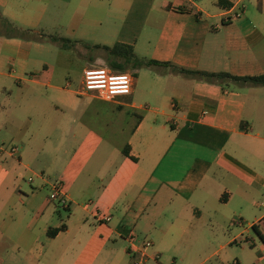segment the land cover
<instances>
[{
	"label": "crops",
	"instance_id": "0c3cea01",
	"mask_svg": "<svg viewBox=\"0 0 264 264\" xmlns=\"http://www.w3.org/2000/svg\"><path fill=\"white\" fill-rule=\"evenodd\" d=\"M237 1L0 0L37 35L0 37V146L18 147L0 160V264H133L132 237L152 243L145 264H242L226 253L247 244L264 264V86L181 71L264 74V0L226 21ZM65 13L87 47L151 62L127 71L131 95L57 76L46 53Z\"/></svg>",
	"mask_w": 264,
	"mask_h": 264
},
{
	"label": "rangeland",
	"instance_id": "374dc122",
	"mask_svg": "<svg viewBox=\"0 0 264 264\" xmlns=\"http://www.w3.org/2000/svg\"><path fill=\"white\" fill-rule=\"evenodd\" d=\"M257 4V2H253L251 0L245 1V5L248 7L249 10L256 9ZM63 17L64 18L62 22L58 24L60 26H53L51 34L67 41H62L57 45L49 44L52 50L46 53V58L52 65L56 66L58 77H60L62 80H64L66 77H71L76 83H78L80 81L83 69L87 63L86 59L88 57H92L94 55H100L102 57L101 60H97L98 63H94L93 65L108 66V64L105 60V52L103 50H96L93 48L92 45H89V47H87L88 44L77 41V34L75 33V30L76 28H78L79 19L72 20L69 14L66 13ZM139 59L144 61V58ZM137 68L139 67H134L130 65V67L126 71L134 73V69ZM255 239L259 243V240L256 235ZM226 254L230 259L233 258L234 255H239L238 257L241 258L242 264H252V262L255 261L258 257V251L255 250L254 247H251L250 244L245 245L244 250H237L236 247H234L233 250L227 251ZM208 264L220 263L218 258L215 257L212 262Z\"/></svg>",
	"mask_w": 264,
	"mask_h": 264
},
{
	"label": "built area",
	"instance_id": "2783aa9c",
	"mask_svg": "<svg viewBox=\"0 0 264 264\" xmlns=\"http://www.w3.org/2000/svg\"><path fill=\"white\" fill-rule=\"evenodd\" d=\"M246 5L237 1L232 7L224 11L226 21H235L243 17ZM134 76L127 72L114 71L106 65H90L83 71L80 93L93 95L104 101H114L120 97L129 96L133 90ZM18 147L0 146V160L6 155H16ZM54 198L64 197L59 185L54 186ZM65 203V201H63ZM132 248L138 255L133 264H145L148 257L147 250L152 247L150 241H145L140 246L136 244V238H131Z\"/></svg>",
	"mask_w": 264,
	"mask_h": 264
},
{
	"label": "trees",
	"instance_id": "16d2710c",
	"mask_svg": "<svg viewBox=\"0 0 264 264\" xmlns=\"http://www.w3.org/2000/svg\"><path fill=\"white\" fill-rule=\"evenodd\" d=\"M0 37L6 38H22V39H36V34H34L29 29H21L4 17L0 11ZM53 41H67L65 39H59L52 37ZM69 42V41H68ZM96 50H103L105 52V60L108 66L114 71L124 72L126 71L130 65L134 67H143L146 65H150L151 62H144L136 57L134 53V49L132 46L129 45H121L116 44L112 47L109 46H94ZM183 72H190L192 74L198 75L202 78H205L208 81H219V82H231V83H243V84H252L257 86H264V74L256 75V76H233L228 73H207V72H195V71H186L181 70ZM129 147L127 146L124 150L126 155L129 154L128 152ZM64 229V227L53 229L48 232L49 236H55L59 231ZM253 230L260 238V240L264 243V235L259 231L258 226L254 225Z\"/></svg>",
	"mask_w": 264,
	"mask_h": 264
}]
</instances>
